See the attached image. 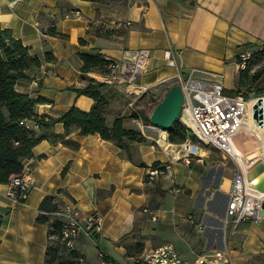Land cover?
<instances>
[{
	"label": "crops",
	"instance_id": "1",
	"mask_svg": "<svg viewBox=\"0 0 264 264\" xmlns=\"http://www.w3.org/2000/svg\"><path fill=\"white\" fill-rule=\"evenodd\" d=\"M0 26L12 30L32 55L43 58L49 51L56 59L44 62L32 73L31 81L16 85L19 92L32 99L48 100L36 106L39 117L57 118L72 106L91 110L94 100L79 96L74 88L87 84L81 75L79 55L93 49L115 60H122L132 50L150 49V65L139 78V86L155 88L183 74L206 84L221 82L228 96H264V73L255 84L244 86L239 84L242 73L236 70L238 55L248 49L257 52L264 42V0H0ZM52 26L66 37L46 34ZM263 66L264 59L254 56L243 74L251 76ZM96 75L101 74L90 73L89 78L99 79ZM114 88L120 96L112 101L110 123L119 113L131 114L120 106L129 95L120 87ZM131 103L127 108L133 106ZM138 126L151 140L146 132L153 129H143L140 122ZM50 133L62 135L65 128L57 123ZM67 138L78 141L80 148L43 140L34 147L33 156L24 161L23 172L32 182L25 203H15L7 196L9 184H0V264H46L49 227L37 218L43 200L54 195H58L61 206L71 205L84 215L101 216L104 227L97 245L104 244L121 256L127 249L119 242L136 230L145 236V248L172 243L182 254L179 246H186L183 234L169 233L180 221L191 225L194 245L204 247L201 253L215 250L207 229L223 230L221 216L235 179L231 168H224L219 187L207 198L209 206L202 209L211 220L204 221L197 207L201 189L198 180L206 170L200 160L191 165L175 162L172 153L141 145L139 159L147 167H140L98 134L80 136L76 131ZM155 162L171 165L165 176L146 183L145 175ZM173 185L180 193L191 191L188 208L157 207L156 199H162ZM145 208L158 216L156 222L143 212ZM223 231L227 238L221 248L228 250L234 264H264V218L246 220ZM195 235L201 237L194 239Z\"/></svg>",
	"mask_w": 264,
	"mask_h": 264
},
{
	"label": "trees",
	"instance_id": "2",
	"mask_svg": "<svg viewBox=\"0 0 264 264\" xmlns=\"http://www.w3.org/2000/svg\"><path fill=\"white\" fill-rule=\"evenodd\" d=\"M85 1L104 3L124 2L125 0ZM46 34L60 38L66 37V35L57 31L55 26L50 27ZM81 43H84V41L81 40ZM249 51L253 54L252 58L255 56L264 59V42L260 45V49L257 52H253L251 49ZM79 57L83 62L81 75L87 81V84L83 88H74V90L79 96L85 95L92 98L94 100L93 107L90 111H84L72 106L57 118L48 115L39 117L35 111L36 106L40 103H46L48 100L43 97L32 99L30 95L19 92L16 85L19 81H31L33 79L32 73L40 69L44 62L50 63L56 59L49 51L45 53L43 58L32 55L30 48L24 45L22 40L13 36L12 30L0 26V184H10L15 177L23 173L24 161L33 156L34 147L43 140H49L52 143H62L64 146L78 150L80 143L67 138L68 135L76 131L80 136L100 135L102 139L110 141L119 147L128 160L140 167H147L144 162L140 161L138 149L149 141L142 135L140 128L138 130L128 126V121L132 120L137 125L141 122L142 125L149 126L152 112H142L143 114L136 112L129 116H123L119 113L115 116L113 122L110 123L108 118L112 113V101L116 96H120V92L105 82L89 78V74H108L112 61L106 58L99 49L82 52ZM246 71H241L242 76L239 84L244 86L253 85L263 75L264 66L251 76L243 74ZM255 97L259 96L255 95ZM247 98L250 99L251 96H247ZM161 101L157 103V106ZM26 120L34 121L39 126L40 133L36 129L27 128L21 124V122ZM57 123L63 124L65 128L64 134L50 133V130ZM188 132V129L177 121L168 129L169 139L174 143H183L187 139ZM152 169L167 172L166 166L160 164V162H155ZM145 178L147 179L145 182L148 183L149 174ZM62 207L58 195L47 196L40 205V215L37 221L47 224L49 227L46 264H73L60 255L62 249L66 248L65 242L62 240L64 221L54 216L53 213L60 211ZM44 212L48 214H44ZM2 221L3 218L0 216V225ZM130 235L124 236L119 244H124L125 238ZM97 241H99V237ZM125 247L129 248L127 245ZM144 249L145 244L142 243L136 256L142 254Z\"/></svg>",
	"mask_w": 264,
	"mask_h": 264
},
{
	"label": "built area",
	"instance_id": "3",
	"mask_svg": "<svg viewBox=\"0 0 264 264\" xmlns=\"http://www.w3.org/2000/svg\"><path fill=\"white\" fill-rule=\"evenodd\" d=\"M76 14L80 15V12H76ZM166 56L170 58L171 53L167 52ZM252 56L253 54L249 50L241 52L236 59V70L238 72L247 70ZM151 57L152 51L150 49H137L128 52L122 60L108 58L112 61L109 66V73L103 75L101 80L110 86L120 87L127 95L139 97L150 89L146 86H139L138 80L148 70ZM170 63L173 64L174 62L170 61ZM174 79H177V85L181 86L184 94L180 122L188 129V133H191L201 143L234 157V141L237 134L246 126L250 111L249 105L253 99H248L243 93L236 96L226 95L221 82L206 84L194 80L190 76L186 78L183 74H178ZM21 124L27 128L39 130V126L34 121L26 120ZM142 128L162 130L151 124L149 126L143 125ZM157 143L161 148L163 147L158 140ZM175 147L182 151L186 163L190 162V157L200 155L199 150L201 148L193 144L191 140L184 144H171L167 152L172 153ZM188 148H194L193 152L187 153L189 152ZM162 149L166 151V148ZM248 169L241 166V175L236 178L229 192L223 230H227L231 225L237 227L246 220L260 219L259 215L264 197L250 188L246 181ZM147 173L152 179L166 174L164 170L159 169H151ZM31 186L30 177L23 172L9 184L7 196L17 204L25 203L29 198ZM143 212L149 214L152 221L158 220V216L149 208H145ZM44 214L48 213L44 212ZM53 215L64 221L62 240L69 251L75 249L76 241L83 232H93L100 236L103 231L104 220L101 216L84 215L78 208L71 205H64L60 211L53 213ZM104 253L100 254L99 261H87L84 264H122ZM130 263L234 264L228 250L224 248L215 249L210 253L198 254L194 260L189 261L181 255L172 243L145 248L142 254L132 257Z\"/></svg>",
	"mask_w": 264,
	"mask_h": 264
},
{
	"label": "rangeland",
	"instance_id": "4",
	"mask_svg": "<svg viewBox=\"0 0 264 264\" xmlns=\"http://www.w3.org/2000/svg\"><path fill=\"white\" fill-rule=\"evenodd\" d=\"M96 77L99 78V79H97L98 81L102 82V80H101L102 76L101 75L100 76L96 75ZM177 84H178L177 79H172V80H169L168 82L160 84L159 86H157L155 88H150L149 91L146 93V95L143 94L139 97L129 95V97L122 100L120 106L123 105L122 110L127 109L128 113H131V114L136 113V112L151 113L157 107V103L159 101L163 100L164 97L166 96L167 92L172 87L177 86ZM247 96H250V95L248 94ZM117 97L118 96L113 98V100L116 99ZM251 98L254 99L256 97L254 94H251ZM129 102L133 103V106L131 108H127ZM128 126L137 128L139 130V126L137 125V123L132 121V120L128 121ZM167 133H168V131H167ZM146 134L149 137H151V140H149L148 137L144 135V133L142 134L144 137L147 138V140H149V142L146 145H154L157 150L164 151L157 143V140H158L159 135H160L159 130H152V132H148V133L146 132ZM188 134H187L186 141L183 143L171 142L169 139V133H168V139H169L171 144H184L188 140H191L192 143H194L195 145L202 148V150H203L202 154L203 155H201V156L200 155H198V156L194 155V156L190 157L189 163H186V161H185L186 158H184V157H181L180 159L176 160L174 158V154L172 155V159L176 160L175 162H180V163H184V164H188V165L197 163L198 160L203 162L202 164H204V166L206 167V170H205V173L203 175H201L200 181L198 180V182L200 183L201 189H200V193H199V196L197 199V202L199 203V205L197 204V207L201 208V210L199 211V212H201L200 218L204 219V221H210L211 218L209 217V215L203 213V212H206V210L204 211V209H202L204 207L209 206V203H207V198L210 197L211 192L215 188L219 187V182L222 179L223 174H224L223 173L224 168H231L232 173L234 174V177H235V179H234V181H235L236 178H238V176L241 175V169H239V167H238L240 165H238V162H236V158H234L228 154H225L224 152H221L212 146L201 143L191 133H188ZM242 135L243 136H246V135L249 136L251 139L250 140L251 144H248L246 141H241V140H237L234 142H237L238 144H240L241 149H244V151L247 152V163L249 164V163L253 162L255 159H257L263 155L264 145H263L262 141L260 140V138L257 136V134H250L249 132L245 131V132H242ZM199 164H201V163H199ZM170 165L171 164H169V163L165 164L166 167L170 166ZM168 170H169V168H166V171H168ZM146 175H145V177H146ZM165 175L166 174H163V175H161V177L165 176ZM144 179L147 180L146 178H144ZM154 181L155 180H152L151 178H149V182H154ZM173 189H175V190H173ZM190 193H191V191H185L184 193H180L179 187L175 188V186L173 185L171 191L169 190L168 194H162V199H156V201L158 202L157 207H163V205H164L165 208L169 207V206L188 208L190 206V204H189L190 203V199H189ZM191 211L195 212L194 210H191ZM225 213L221 216V219H223V220L225 219ZM187 215L188 214H186L185 217ZM219 225H220V222H219ZM190 226L191 225L189 223L186 225V223H184L183 221H180V222H178L177 225L175 224L174 227H172L170 229L167 227H164V229H167V230L169 229V233L171 235L172 234L176 235L177 232L183 234L182 238H183V242L186 243V246H179V250L182 252L181 255L184 258L188 259L189 261H192L199 253L204 251V249H203L204 247H203V245H200V244L194 245L195 241L192 240V234H193L194 230L190 229ZM160 227L162 228V226H160ZM228 233H230V228L227 232V235H228ZM207 235L209 237H211L212 242L214 243L212 246V249L221 248L225 244L224 242H226V238H227L226 233H224L223 231H221L219 229L218 230L207 229ZM98 237H99V235H96L93 232H88V233L83 232L76 241L75 249L69 251L67 248H63L61 251V254H60L61 257L64 259H67L68 262H72L73 264H84L87 261H99L100 254L102 252L103 253L105 252L108 257L114 259L118 263L131 264L130 259L132 258V256H136L138 254L137 251L140 248V245L143 243V241H144L143 238L145 236L142 235V233L139 230H136V231L132 232L130 236L126 237L124 240V244L129 246V248H126L127 250H126L125 254L122 256L119 255L118 253H116L115 251L111 250V249L108 250V248H106L104 244L97 245V243H98L97 238ZM199 237H201V236L195 235L194 239H199ZM99 240H100V237H99ZM188 245H192L193 248H189ZM152 247H154V246H152Z\"/></svg>",
	"mask_w": 264,
	"mask_h": 264
},
{
	"label": "water",
	"instance_id": "5",
	"mask_svg": "<svg viewBox=\"0 0 264 264\" xmlns=\"http://www.w3.org/2000/svg\"><path fill=\"white\" fill-rule=\"evenodd\" d=\"M254 99L256 100L253 106L254 124L264 129V96ZM183 104L184 94L181 86L177 85L172 87L152 112L150 124L164 131H168L175 122H180ZM246 181L250 188L264 195V160L256 162L248 169L246 172ZM259 216L260 218H264V201Z\"/></svg>",
	"mask_w": 264,
	"mask_h": 264
},
{
	"label": "bare ground",
	"instance_id": "6",
	"mask_svg": "<svg viewBox=\"0 0 264 264\" xmlns=\"http://www.w3.org/2000/svg\"><path fill=\"white\" fill-rule=\"evenodd\" d=\"M103 79V76H102ZM256 100L253 99L250 102V111H249V116H248V120L246 123V126L243 127L241 129V131L237 134L235 141L237 140H241V141H246L248 144H251V139L249 136H243L242 132H249L250 134H257V136L260 138V140L262 141L263 145H264V129L257 127L254 124V118H253V106L255 104ZM158 141L160 142V144L163 146L162 148H166L165 150L168 151L169 148L171 147L170 141L168 139V133L166 131L160 130V135L158 138ZM194 144V143H193ZM193 149L188 148L187 153L193 152ZM202 148L201 150H199V154L200 156L203 155L202 154ZM172 153L174 154V158L176 160L180 159L181 157H183V153L181 150H179V148L175 147L173 148ZM234 157L236 158V162H238V164L240 166H242L243 168L247 169L250 168L251 166H253L256 162H259L261 160H264V152L263 155L257 159H255L253 162L251 163H247V152L244 151V149H241L240 144H238L237 142H234V153H233ZM256 182V181H255ZM262 197H264L263 194Z\"/></svg>",
	"mask_w": 264,
	"mask_h": 264
}]
</instances>
